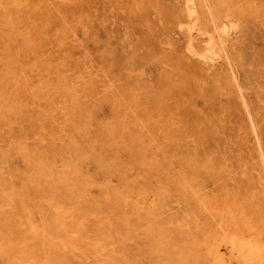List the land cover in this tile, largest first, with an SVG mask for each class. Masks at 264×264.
I'll use <instances>...</instances> for the list:
<instances>
[{
  "label": "bare ground",
  "instance_id": "bare-ground-1",
  "mask_svg": "<svg viewBox=\"0 0 264 264\" xmlns=\"http://www.w3.org/2000/svg\"><path fill=\"white\" fill-rule=\"evenodd\" d=\"M89 3L0 0V264H264V0H131L128 60L70 35ZM233 165L261 218L214 213Z\"/></svg>",
  "mask_w": 264,
  "mask_h": 264
},
{
  "label": "rangeland",
  "instance_id": "rangeland-1",
  "mask_svg": "<svg viewBox=\"0 0 264 264\" xmlns=\"http://www.w3.org/2000/svg\"><path fill=\"white\" fill-rule=\"evenodd\" d=\"M130 1L131 0H112L113 11H112L111 5L109 6V8L111 9V11H112L111 14H113V15H109L108 16L109 18L108 17L104 18L105 17V15L103 13V6L105 5V4H103L104 0H90L89 4H91L93 6V8L96 9L95 11L91 12L92 16H93L91 28H85L83 26L77 31L70 32V35H73L75 37L76 43L78 45H81L80 46L81 48L88 46V48H89L88 51L90 52L89 54H90L91 58H101L103 56L101 49L98 48L99 46H103V45H106L107 48L110 47V51L113 53V54H108L107 57L115 56V57H118V58L124 59V60H128L132 57V55H133V53H132V51H133V40H134V24L132 21L133 16L131 13ZM92 6H90V7H92ZM111 18H113V19H111ZM130 21H132V22H130ZM125 23H127V24H125ZM105 26H107L108 29H106ZM130 28H132V31ZM89 29H91L90 33L88 32ZM118 31H120V32H118ZM259 32H260L259 34H258V32L255 33V35L253 36V40L251 39V41L250 40L247 41L248 43H247L246 50H248V51H246V53H247L248 57L251 55L249 57L251 59H249L247 57L248 63L252 60L253 56L257 55V53H262L259 56L264 57L263 56V53H264V48H263L264 47V39H263L264 38V30H261ZM112 33L114 34V36ZM117 33H118V35H117ZM83 35L87 38H84ZM110 35H112V36H110ZM175 35H177V36H175ZM175 35H174V40H175L176 45L181 50H185V46H184V44H185L184 39L185 38L183 36V33L181 34L180 32L179 33L176 32ZM94 36H96V37H94ZM180 36H183V37H180ZM127 37H128V39H127ZM105 38H107L108 40ZM75 40L73 39V41H75ZM81 40H83L84 42ZM254 41L256 44L254 43ZM98 42H99V44H98ZM183 42H184V44L182 45ZM251 42H253V43H251ZM107 43H109V44H107ZM258 44H260V45H258ZM250 45H252V46H250ZM114 46H116V47H114ZM170 46H171V43L169 42V45L167 47L169 48ZM129 48L131 50H128ZM126 55H127V57H126ZM144 61L145 62L140 61L138 65H140L139 70L142 73L144 72L145 76L148 75V77H146V78L152 80V79H155L157 76H159L160 70L158 68V64H156L157 62H155V61L152 62V60H144ZM154 62H155V64H154ZM145 69H146V71H145ZM108 110H109L108 105H104L103 108L98 112V115L101 116V115L107 113ZM230 159H232V158H225V162L230 160ZM215 160L220 161L219 158L218 159L216 158ZM226 172H228L226 174H229L228 177H226L225 179H221L219 181H216V182H214L208 176L205 178V181H206L205 187H204L205 191L210 192L212 190V188L215 186L214 192L211 191L214 194V193H217L216 192L217 187L221 188L222 194L218 193V194H220V198L216 199V197H215V199H214V204H213V208L215 210L214 213H217L218 208H219L222 211L221 218H261V214L263 212L261 211V209H260L261 206L259 204V201L254 194V188L252 187V184H249L247 186L245 184H238L231 178L228 179L229 176H232L233 174L239 175L241 173V167H239L237 165L229 166ZM224 174H221V176L219 175L217 177H222ZM230 174H232V175H230ZM229 193H231V195L228 196ZM253 197H255V200ZM215 201H218V205L215 204ZM252 201H253V203H252ZM172 203H173V206L175 207V209L179 208V205L177 203H175L174 201ZM232 204H234L233 206L235 207L234 211H230ZM249 204H255L258 209L255 211L252 208H249ZM217 206H218V208H217ZM252 212H255V214L253 216H252ZM214 218H217V217L215 216ZM220 247H222L221 250L225 253V258L229 264H237L238 263L237 254L235 251H232L230 243L226 242V244H225V242L222 241V243H220Z\"/></svg>",
  "mask_w": 264,
  "mask_h": 264
}]
</instances>
